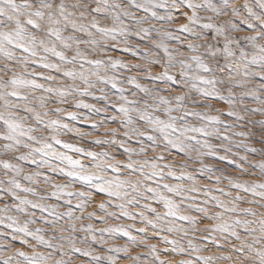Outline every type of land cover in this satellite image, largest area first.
Here are the masks:
<instances>
[{"label": "snow or ice", "instance_id": "snow-or-ice-1", "mask_svg": "<svg viewBox=\"0 0 264 264\" xmlns=\"http://www.w3.org/2000/svg\"><path fill=\"white\" fill-rule=\"evenodd\" d=\"M0 264H264V0H0Z\"/></svg>", "mask_w": 264, "mask_h": 264}, {"label": "rangeland", "instance_id": "rangeland-1", "mask_svg": "<svg viewBox=\"0 0 264 264\" xmlns=\"http://www.w3.org/2000/svg\"><path fill=\"white\" fill-rule=\"evenodd\" d=\"M86 130H87V129H86ZM227 170H228V171H231V166H230V165L227 166ZM122 242H123V241H117V243H122Z\"/></svg>", "mask_w": 264, "mask_h": 264}]
</instances>
